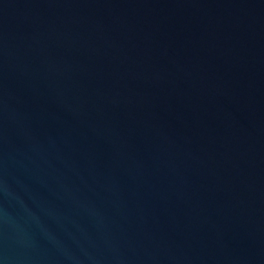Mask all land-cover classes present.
I'll return each instance as SVG.
<instances>
[{"label":"water","instance_id":"1","mask_svg":"<svg viewBox=\"0 0 264 264\" xmlns=\"http://www.w3.org/2000/svg\"><path fill=\"white\" fill-rule=\"evenodd\" d=\"M0 264H264V0H0Z\"/></svg>","mask_w":264,"mask_h":264}]
</instances>
